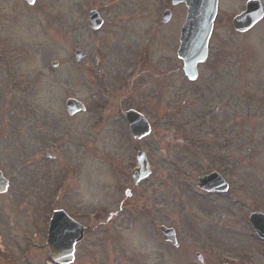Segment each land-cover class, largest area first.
<instances>
[{"label": "rangeland", "instance_id": "1", "mask_svg": "<svg viewBox=\"0 0 264 264\" xmlns=\"http://www.w3.org/2000/svg\"><path fill=\"white\" fill-rule=\"evenodd\" d=\"M246 1L219 0L208 60L189 82L176 56L181 4L0 0V169L10 179L0 232L19 235L26 218L23 229L39 233L71 177L56 208L85 228L72 264H199L201 250L205 264L234 263L239 250L260 264L264 245L249 237L248 215L264 210V17L242 33L229 26ZM76 48L85 52L77 62ZM67 98L85 109L67 115ZM130 109L150 123L138 141L123 118ZM137 150L151 172L133 187ZM213 170L228 190L204 194L195 179ZM160 225L190 252L164 242ZM35 235L25 245L33 254L31 241H43Z\"/></svg>", "mask_w": 264, "mask_h": 264}, {"label": "water", "instance_id": "2", "mask_svg": "<svg viewBox=\"0 0 264 264\" xmlns=\"http://www.w3.org/2000/svg\"><path fill=\"white\" fill-rule=\"evenodd\" d=\"M30 1V0H28ZM185 2L187 5V18L181 28L180 37V49L178 51L179 58H182L185 65L184 71L189 79H195L197 76L196 64L204 61L207 51V40L212 28V22L216 13L217 0H173V4ZM239 18L233 20L235 26H239L242 21H238ZM245 24L242 28L250 24V19L245 20ZM82 54L76 55V59H79ZM66 109L68 113H72L78 109H82V106L73 99H69L66 102ZM130 127L135 137H140L148 132V126L145 121L135 112L128 111L125 114ZM142 160L139 161V169L135 170L134 176H143L147 171L142 165ZM215 176H206L204 179H199L197 184L206 190H212L214 188L221 187L220 184H213L215 182ZM4 182V181H3ZM0 180V190L4 185ZM251 221L257 230L264 236V215H253ZM164 233L165 239H171V230L161 229ZM82 237L81 231L79 232V239ZM53 257L58 254L51 253Z\"/></svg>", "mask_w": 264, "mask_h": 264}, {"label": "flooded vegetation", "instance_id": "3", "mask_svg": "<svg viewBox=\"0 0 264 264\" xmlns=\"http://www.w3.org/2000/svg\"><path fill=\"white\" fill-rule=\"evenodd\" d=\"M25 219V220H24ZM22 222H27L23 223L18 226L19 235L16 234H10L13 231H5L3 233L0 232V264H46L45 261H49L50 258L48 256V249L46 247L41 246L39 250L34 249V254L33 251L26 249V241L24 240L26 237L29 235L33 234L35 237V234H40V236H43L41 239L45 238V234H47V229H48V220L45 219V224L44 226L42 225L40 229H38L39 233L35 232V229H31L30 231H27L26 229H23L27 226H29V222L26 221V218H24ZM15 220V218H14ZM10 220L12 222H16V220ZM0 226L6 227L5 223L0 222ZM17 223V222H16ZM34 228V227H33ZM176 239H177V245H175L176 248H179V242H178V236L176 233ZM181 242V241H180ZM15 245V247H12L11 245ZM27 246V245H26ZM14 248V252H10V249ZM205 248V245H204ZM178 251H186V248H179ZM190 252V251H186ZM185 253V252H184ZM201 253L203 251L201 250ZM195 254H199V252H195ZM256 254L254 252H248L245 254H240L237 260V264H257L256 261ZM32 255H36L38 259L34 262H31L30 257ZM200 255V254H199ZM32 259V258H31ZM200 263L199 264H205V259L203 258V255L199 256ZM260 264H264V260L260 261Z\"/></svg>", "mask_w": 264, "mask_h": 264}]
</instances>
